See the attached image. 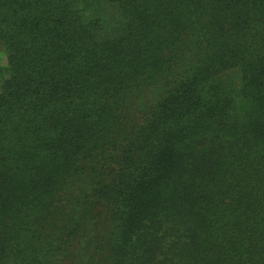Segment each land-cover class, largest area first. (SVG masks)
Returning <instances> with one entry per match:
<instances>
[{"label": "trees", "instance_id": "trees-1", "mask_svg": "<svg viewBox=\"0 0 264 264\" xmlns=\"http://www.w3.org/2000/svg\"><path fill=\"white\" fill-rule=\"evenodd\" d=\"M0 264H264V0H0Z\"/></svg>", "mask_w": 264, "mask_h": 264}, {"label": "rangeland", "instance_id": "rangeland-1", "mask_svg": "<svg viewBox=\"0 0 264 264\" xmlns=\"http://www.w3.org/2000/svg\"><path fill=\"white\" fill-rule=\"evenodd\" d=\"M5 62H6L5 56H4V54L0 50V66L1 65H4Z\"/></svg>", "mask_w": 264, "mask_h": 264}]
</instances>
